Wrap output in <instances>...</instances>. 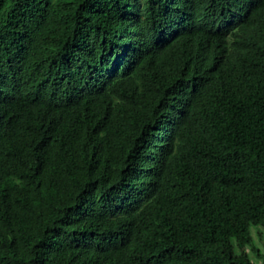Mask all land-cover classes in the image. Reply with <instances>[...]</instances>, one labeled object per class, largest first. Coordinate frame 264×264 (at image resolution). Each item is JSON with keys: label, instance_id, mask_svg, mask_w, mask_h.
Returning a JSON list of instances; mask_svg holds the SVG:
<instances>
[{"label": "trees", "instance_id": "16d2710c", "mask_svg": "<svg viewBox=\"0 0 264 264\" xmlns=\"http://www.w3.org/2000/svg\"><path fill=\"white\" fill-rule=\"evenodd\" d=\"M252 226L264 0H0V264H264Z\"/></svg>", "mask_w": 264, "mask_h": 264}, {"label": "rangeland", "instance_id": "374dc122", "mask_svg": "<svg viewBox=\"0 0 264 264\" xmlns=\"http://www.w3.org/2000/svg\"><path fill=\"white\" fill-rule=\"evenodd\" d=\"M251 233L253 237V242L256 248L260 251L261 255H264V228L261 226H252ZM247 252H249V256L251 259L260 261V258H257L255 253H253L250 248H247Z\"/></svg>", "mask_w": 264, "mask_h": 264}]
</instances>
